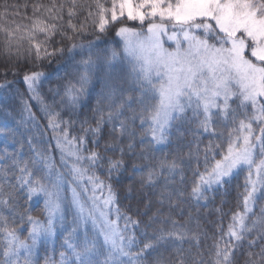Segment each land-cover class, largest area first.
Returning a JSON list of instances; mask_svg holds the SVG:
<instances>
[{
	"label": "trees",
	"instance_id": "16d2710c",
	"mask_svg": "<svg viewBox=\"0 0 264 264\" xmlns=\"http://www.w3.org/2000/svg\"><path fill=\"white\" fill-rule=\"evenodd\" d=\"M124 1L0 0V90L10 91L0 103L9 142L0 145V264H264L261 207L236 222L248 171L201 188L243 126L261 125L248 106L209 118L195 108L156 145L157 97L127 67L105 65L121 54L117 29L134 26L110 16ZM76 179L109 200L111 249L79 220ZM48 192L59 210L52 221Z\"/></svg>",
	"mask_w": 264,
	"mask_h": 264
},
{
	"label": "rangeland",
	"instance_id": "374dc122",
	"mask_svg": "<svg viewBox=\"0 0 264 264\" xmlns=\"http://www.w3.org/2000/svg\"><path fill=\"white\" fill-rule=\"evenodd\" d=\"M111 15L126 17L139 28L132 31L125 25L118 30L123 59L115 55L108 64L110 68L127 67L149 90L156 88L152 91L159 100L152 120L156 145L165 142L170 123L188 109L199 108L204 116L224 114L237 98L252 107L253 121L261 129L254 132L248 124L243 140L227 150L202 179L201 188L220 186L238 172L248 171L238 228L255 207L264 213V155L260 153L264 136V0H125ZM98 45H82L76 52ZM38 79L27 80V85L33 86ZM9 93V89L0 90V103ZM6 126L5 122L0 125ZM4 144H9L8 138L0 131V145ZM2 162L0 159V166ZM80 188L82 195L71 194L79 220L111 249L118 242V231L105 213L109 200L91 196L89 185ZM44 199L49 221L59 218L54 195L48 192Z\"/></svg>",
	"mask_w": 264,
	"mask_h": 264
}]
</instances>
